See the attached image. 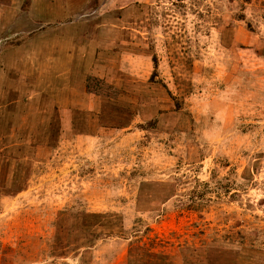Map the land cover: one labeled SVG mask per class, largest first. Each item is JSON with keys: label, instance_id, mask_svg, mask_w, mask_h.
Returning <instances> with one entry per match:
<instances>
[{"label": "rangeland", "instance_id": "rangeland-1", "mask_svg": "<svg viewBox=\"0 0 264 264\" xmlns=\"http://www.w3.org/2000/svg\"><path fill=\"white\" fill-rule=\"evenodd\" d=\"M130 252L264 264V0H0V264Z\"/></svg>", "mask_w": 264, "mask_h": 264}, {"label": "trees", "instance_id": "trees-1", "mask_svg": "<svg viewBox=\"0 0 264 264\" xmlns=\"http://www.w3.org/2000/svg\"><path fill=\"white\" fill-rule=\"evenodd\" d=\"M153 61H154V64H155V66H156V58L154 57L153 58ZM178 107V106H177ZM218 181H216V182H214V186L212 187V186H210V184L209 183H206L205 185L206 186H208L209 188H213L214 190H215V192H218V191H216V190H218V189H221V188H223L221 185H219L218 183H217ZM226 192H227V190H226ZM194 204H198V203H196V202H194ZM108 216V215H107ZM93 231H90L89 233H90V236H91V238H90V242H94V241H96L97 239H98V237H99V233H97L96 231H95V229H92ZM133 260H134V257L133 256H131V252H130V256L128 257V264H132V262H133Z\"/></svg>", "mask_w": 264, "mask_h": 264}]
</instances>
